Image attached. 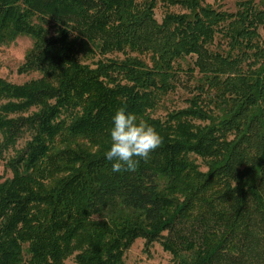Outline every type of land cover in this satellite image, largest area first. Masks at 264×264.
I'll return each mask as SVG.
<instances>
[{
    "label": "trees",
    "instance_id": "16d2710c",
    "mask_svg": "<svg viewBox=\"0 0 264 264\" xmlns=\"http://www.w3.org/2000/svg\"><path fill=\"white\" fill-rule=\"evenodd\" d=\"M159 1L182 11L158 21V0H0V46L29 37L17 72L39 75L0 77V165L28 136L0 180V264H124L137 239L175 264H264L263 0ZM189 82L186 106L154 117ZM120 107L163 144L114 173Z\"/></svg>",
    "mask_w": 264,
    "mask_h": 264
},
{
    "label": "rangeland",
    "instance_id": "374dc122",
    "mask_svg": "<svg viewBox=\"0 0 264 264\" xmlns=\"http://www.w3.org/2000/svg\"><path fill=\"white\" fill-rule=\"evenodd\" d=\"M206 3L212 4L214 7H220L223 10L235 11L234 0H205ZM259 2L260 0H255ZM264 7V0L262 2ZM181 12L182 10L177 6H168L158 0L155 8V18L161 21L166 11ZM260 33L264 36V30L260 29ZM32 45V40L29 37H18L9 46H0V77L16 84H21L33 78H37V73L19 74L17 72L18 67L23 63L24 57L27 51ZM195 57L188 58V61H194ZM185 67V66H184ZM190 82L186 86L182 83L177 87L175 92H172L166 96L158 109L154 113V117L164 118L165 114L174 109H178L186 106L185 98L189 95ZM28 139V136L20 138L14 149L22 147L24 142ZM13 148L8 149L3 154V160L0 165V180L10 175V172L6 169V162L9 157L13 156L15 150ZM201 163L200 160H198ZM203 170L204 166L201 167ZM64 264H77L73 257H69ZM124 264H175L171 256L165 252L159 243H154L149 251L144 249V240L137 239L131 248L126 251L124 255Z\"/></svg>",
    "mask_w": 264,
    "mask_h": 264
},
{
    "label": "clouds",
    "instance_id": "9594fccd",
    "mask_svg": "<svg viewBox=\"0 0 264 264\" xmlns=\"http://www.w3.org/2000/svg\"><path fill=\"white\" fill-rule=\"evenodd\" d=\"M163 144V137L156 128L136 114L120 107L113 116L109 130V148L105 157L112 163V171H135L140 160L147 161L150 154ZM139 158V159H136Z\"/></svg>",
    "mask_w": 264,
    "mask_h": 264
}]
</instances>
